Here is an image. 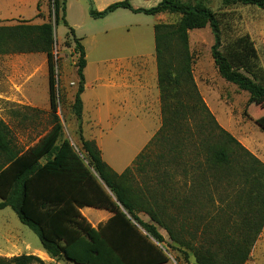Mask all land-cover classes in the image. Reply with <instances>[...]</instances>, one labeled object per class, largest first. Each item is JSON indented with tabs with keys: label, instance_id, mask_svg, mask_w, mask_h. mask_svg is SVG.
Here are the masks:
<instances>
[{
	"label": "trees",
	"instance_id": "trees-1",
	"mask_svg": "<svg viewBox=\"0 0 264 264\" xmlns=\"http://www.w3.org/2000/svg\"><path fill=\"white\" fill-rule=\"evenodd\" d=\"M65 1L54 0L57 20L61 6L65 13ZM89 1L94 19L119 9L180 15L177 23L154 26L162 125L121 174L109 167L96 142L87 139L82 129L84 155L69 139L60 142L63 125L58 115L53 24L21 20L0 25V56L46 54L52 119L50 130L26 150L14 143L11 128L0 119V210L10 207L52 259L76 264H164L169 257L161 247L166 243L162 228L171 247L186 258L193 255L195 264H246L264 228V164L219 124L205 103L194 78L190 32L208 27L213 36L211 55L220 76L264 102V81L253 42L241 36L223 50L221 19L224 9L239 3L264 9V0H221L222 8L216 11L209 7L211 0H162L148 9L134 8L130 0H123L101 11ZM69 30L80 55L81 84L73 108L81 121L86 53L74 29ZM260 125L264 130V122ZM155 150L160 153L151 160ZM187 160L198 172L193 173L197 180H192L191 187L186 180L180 185L176 180ZM188 172L183 169L184 175ZM221 185L232 191L233 198L224 207H214L213 193ZM84 208L106 210L112 216L94 227L82 214ZM140 213L150 221H144ZM0 264L45 262L23 254L0 256Z\"/></svg>",
	"mask_w": 264,
	"mask_h": 264
},
{
	"label": "rangeland",
	"instance_id": "rangeland-1",
	"mask_svg": "<svg viewBox=\"0 0 264 264\" xmlns=\"http://www.w3.org/2000/svg\"><path fill=\"white\" fill-rule=\"evenodd\" d=\"M119 1L123 0H91L93 7L99 11ZM160 1L162 0H130V3L134 8L148 9ZM221 5V0H211L209 3V7L215 11L221 9ZM90 6L89 0H66L65 13L61 6L57 20L54 0H0V25H14L21 20L35 25L48 21L53 24L58 115L63 125L60 142L69 139L77 151L84 155L80 142L82 129L87 139L96 142L109 167L121 174L133 164L162 125V114L156 107L150 111L139 108L149 104L145 101L148 91L145 86L140 88V82L151 80L152 84L154 80L150 77H147L148 80L143 76L140 78L136 76V72L141 64H157L154 26L160 23H177L180 15H146L119 9L105 18L94 19L89 14ZM222 13V49L226 50L237 38L248 36L256 50L259 76L264 81V9L239 3L224 9ZM69 28L74 29V36L80 40L86 53L81 121L73 108L81 84L77 74L80 55L75 50L74 37ZM212 45L213 36L208 27L190 32V49L195 62L194 78L198 89L219 124L264 164V130L260 125L264 122V102L252 98L248 92L240 90L220 76L211 55ZM0 57V90H5L7 78H14L11 68L13 62L4 59L5 56ZM126 71L133 74L130 76L131 84L138 86L129 95L130 90L122 87ZM36 80L42 85V91L48 87L46 64H42ZM147 88L150 96L154 94V86L153 89ZM127 98L132 102L131 107L124 102ZM47 101L48 97H42V105ZM0 109V119L9 125L14 143L21 150L34 145L50 130L51 111L48 115L46 111L29 110L12 103L5 104L4 101H0ZM159 153V150H155L150 159H156V154ZM189 164L192 163L187 160L185 167L182 165L179 168V175L176 176L179 185L183 179L187 181V187H191L192 180H197V174H193L195 169ZM147 168L149 170L150 166ZM184 168L189 171L186 175L183 174ZM153 174L150 173L149 176ZM137 179L141 180L140 175ZM148 184L155 188L152 182L148 181ZM213 198L216 201L214 207L219 204L224 207L231 202L232 191L221 185L213 193ZM85 211L91 223L96 222L93 214L95 217L109 214L106 210L95 208H87ZM139 215L143 220H149L147 215ZM159 231L166 238V243L161 247L173 264H195L193 255L186 258L171 247L167 232L162 228ZM23 254L37 256L45 264H76L63 258H50L43 250L38 236L7 207L0 210V256L11 258ZM246 264H264V228Z\"/></svg>",
	"mask_w": 264,
	"mask_h": 264
},
{
	"label": "crops",
	"instance_id": "crops-1",
	"mask_svg": "<svg viewBox=\"0 0 264 264\" xmlns=\"http://www.w3.org/2000/svg\"><path fill=\"white\" fill-rule=\"evenodd\" d=\"M39 3V1H38ZM43 55V56H42ZM4 59L9 62H13L11 64V68L14 71V78H7L6 81V89L0 90V101L6 103H12L19 107H24L29 110L36 111H46L47 114H50V86H49V74H48V87L43 89L42 85L39 84L36 80L37 74L42 70V64H46L48 67L47 56L44 53H24V54H14V55H4ZM1 58V57H0ZM43 61V62H42ZM10 65V64H9ZM141 68L136 72V76H143L145 79L147 77L152 78L149 82H140V88L145 86L147 89V99L148 106H142L139 108H145L147 111L152 110L153 107H156V110L161 112V99H160V90L158 89V67L157 64H141ZM87 68V66H86ZM130 76H133L132 73L126 71L124 75V82L122 83V87L127 90H130L129 94H132L133 91L137 90L136 85L131 84ZM148 80V79H147ZM154 86V94L150 96L149 88L153 89ZM45 94H48L45 96ZM42 97H48V101L46 104L42 105ZM129 98H127L124 102L129 103V107H131L132 102H129ZM134 103V102H133ZM2 111V109H0ZM137 115V114H136ZM149 115V114H148ZM49 131V130H48ZM47 131V132H48ZM46 132V133H47ZM84 134V132H83ZM85 136V135H84ZM72 143V142H71ZM84 208L82 209V214L86 217V211ZM87 212H90L87 210ZM94 213V212H93ZM94 216V217H93ZM112 214L97 216L93 214L92 217L96 220L95 223H91L90 219L87 220L94 226L97 227L100 223L106 222ZM149 222L150 220H144ZM46 253V252H45ZM164 264H173L170 260Z\"/></svg>",
	"mask_w": 264,
	"mask_h": 264
}]
</instances>
